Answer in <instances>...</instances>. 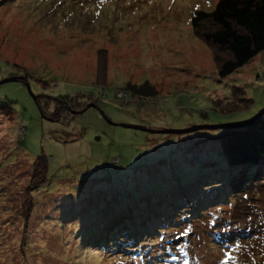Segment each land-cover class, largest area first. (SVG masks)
<instances>
[{"label": "rangeland", "instance_id": "obj_1", "mask_svg": "<svg viewBox=\"0 0 264 264\" xmlns=\"http://www.w3.org/2000/svg\"><path fill=\"white\" fill-rule=\"evenodd\" d=\"M218 1L0 0V104L11 108L0 111V264H264V188L232 199V169L213 130L158 135L108 122L182 130L262 112L264 52L222 79L218 48L193 30L194 13ZM237 90L244 95L235 106ZM67 96L59 109L52 102ZM56 108L59 121L50 118ZM40 156L50 162L43 183ZM212 158L220 172L205 166ZM170 164L180 167L172 184L187 185L183 205L203 217L182 216L179 232L100 230L93 242L107 215L149 181L157 189ZM202 171H212L206 181L229 175L207 185L197 181ZM213 193L227 205L207 204Z\"/></svg>", "mask_w": 264, "mask_h": 264}, {"label": "trees", "instance_id": "obj_2", "mask_svg": "<svg viewBox=\"0 0 264 264\" xmlns=\"http://www.w3.org/2000/svg\"><path fill=\"white\" fill-rule=\"evenodd\" d=\"M192 27L195 34L208 46L218 48L216 49L217 53L215 52L214 59L219 68L220 78L225 79L264 52V0H219L212 12L196 11L192 18ZM223 54H227V56H223ZM239 90L234 93L235 106L241 102L239 97L244 95V92ZM135 92L148 98L159 95V91L154 86H147L141 89H137L136 87ZM53 99L52 102H55L58 109L62 103H69L70 100L69 96ZM243 101H245L247 107L251 103L248 99H243ZM6 106L8 110H11L7 103L0 104V111H5L4 108ZM58 109L56 108L55 112H53L55 115L53 114L50 117L54 121H59L63 118V113L61 117H54H57L56 113ZM40 110L42 112L41 106ZM230 111L235 112L236 109ZM239 124L235 128L214 131V134L211 135L213 137L211 140L217 142L219 145L218 150L221 151L224 157L225 165L232 169V174L229 175L228 173L224 174L221 172L223 173V176L219 175L221 178L207 179L206 181L203 179L209 177L212 171L209 173L202 171L197 181L201 180L202 183L207 185L218 184L219 181H224L228 174L229 186L234 190L232 199L234 200L235 197L240 196L249 201L253 198L248 197L254 195L252 193H255V190L264 188V116L249 123L243 121ZM200 141L197 143L206 144ZM205 146L208 147L210 145L206 144ZM211 161V163L205 166H215L218 168L216 171L220 172L222 168L217 167L219 162L214 161L213 158ZM162 164L163 161L160 162V165ZM49 165L50 162L43 156H40L35 161V176H42V179H40L42 183L44 182L46 173H49ZM179 168L176 164L161 166L160 173L163 176L160 179L158 188H154L152 181H149L142 195L134 198H125L115 211H111L107 215L103 222V228L97 229L91 235L93 236L92 241H101V238H95L100 230H108L110 237H114L117 234L119 237L123 235L130 238L134 234L136 235L139 228L144 232L143 229L145 227L155 225L164 227L167 230L175 229L176 232H179L180 230H176L179 227L177 222L178 220L184 221L182 216L187 217L192 214L196 220L200 216L202 218L203 214H199L198 209L196 211L191 207L190 210H187L189 208L183 205L185 203H182L184 198L187 202H191L189 201L190 195L188 196L185 193L187 185L177 188V186L172 184L179 173L177 171ZM191 179L188 178L187 180ZM36 180H39V178ZM258 192H261V190ZM181 193H184L183 199ZM214 195L205 196L198 201L208 199ZM220 199L215 195L214 198H210L206 202L207 204L211 203V206L215 205V209H221V207L227 204L223 203V200ZM177 205H180L179 208ZM181 234H176L170 238L171 242H173L171 246L174 243L178 244L175 241L181 239L180 237L183 236V233ZM167 246L163 245V247ZM185 262L182 261L179 264H186Z\"/></svg>", "mask_w": 264, "mask_h": 264}, {"label": "water", "instance_id": "obj_3", "mask_svg": "<svg viewBox=\"0 0 264 264\" xmlns=\"http://www.w3.org/2000/svg\"><path fill=\"white\" fill-rule=\"evenodd\" d=\"M12 79H8L5 80L3 83L5 82H9ZM90 108H96V105L94 103L88 104L86 106V108H84L82 111H80L79 113H84L85 111H87ZM73 114H77L76 112H73ZM264 116V109L262 110V112L260 114H258L257 116H255L252 119H249L247 121H244L246 123H249L250 121H254L257 118L263 117ZM108 122L110 125H114V126H122L124 128L127 129H134V130H138V131H143V132H148L151 134H158V135H166V134H185V133H191V132H196V131H202V130H223V129H230V128H235L238 127L240 124V122L238 123H226V124H221V125H205V126H193L192 128L189 129H179V130H173V129H163V130H152L149 129L147 127L144 126H139V125H126V124H115L112 121H110L108 119Z\"/></svg>", "mask_w": 264, "mask_h": 264}]
</instances>
